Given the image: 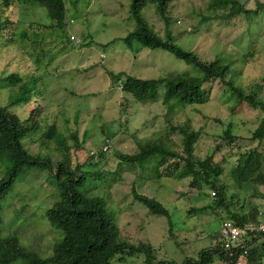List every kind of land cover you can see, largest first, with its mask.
<instances>
[{"label":"rangeland","instance_id":"1","mask_svg":"<svg viewBox=\"0 0 264 264\" xmlns=\"http://www.w3.org/2000/svg\"><path fill=\"white\" fill-rule=\"evenodd\" d=\"M211 1L172 0L168 4V28L175 43L205 60L213 61L217 57L224 64L232 58L235 60H230L234 62L231 65L234 71L229 73L227 80L231 79L245 94H256L258 99L264 100V81H261L264 78V9L256 16L236 18L224 27V24L204 18L209 14L225 13L221 9L212 12ZM242 1L249 10H257L258 4L264 5V0ZM64 2V25L58 29L49 27L47 34L38 27L39 24L43 27L51 25L44 7L20 4L8 11L13 34L8 31L0 35V77L18 73L25 79L35 78L36 88L49 106L46 123L52 122V116L59 109L63 118L68 119V123L62 122L58 114L55 127L59 132L69 131L64 135L70 166H84V171L97 170L103 174L104 182L94 183L93 193L105 197L106 209L116 222L121 238L133 246L149 243L157 260L182 264L185 258L196 259L200 250L214 245L221 223L227 220L224 210L211 206L214 203L212 190L203 188V194L187 193L189 177L156 180L148 172L155 167L153 161L141 169L123 171L119 166V155L134 154L138 142L160 136L169 138L178 151L182 136L178 131L172 133L169 124L198 134L194 145L197 159L203 160L214 154V161L221 167L219 180L230 186L227 200L233 203L231 209L246 213L247 208L259 206L260 218L264 220V210H261L264 209V184L254 185L257 195L248 197L236 183L233 171L239 154L246 150L258 148L264 156V144L250 139L252 131L264 119V112L251 109L246 103L237 106L227 88L216 83L204 85L208 100L203 105L175 106L170 111L160 98L137 102L123 93L120 85L113 83L109 73L119 75L122 81L127 76L157 80L183 73L190 70V66L169 52L141 48L134 40L130 44L123 40L136 27L130 14L132 0ZM141 14L151 29L159 36H165V25L153 7L143 9ZM71 35L81 43L70 42ZM42 39L45 43L33 44L34 41L43 42ZM10 92L9 88H0L1 106L8 104ZM21 110L12 107V111L20 113ZM77 112L79 116L75 119ZM229 123H232V134L239 139L228 142L221 139ZM87 130L90 133L88 139H84ZM73 133L79 148L71 139ZM106 140L109 149L104 146ZM24 145L32 154L43 156L49 152L52 158L59 155L54 142L49 143L52 150L42 149L37 139H26ZM98 148L103 149V154L91 160L95 165H87L90 153H95ZM261 170L264 174V160ZM34 173L36 181H23L17 188L29 202L27 209L20 213L21 205L14 200L13 206L3 211L2 227H6L4 233H16L22 246L32 247L35 253L48 256L55 234L39 213L45 206L47 192L43 190L45 187L39 189L36 186L45 182L46 173ZM28 176L27 179L33 175ZM134 193L162 203L170 218L151 214L134 200ZM17 214L22 215L15 222ZM27 215L33 216L26 220ZM144 261L145 256L139 254L124 263L114 264H145ZM213 264L224 263L215 260Z\"/></svg>","mask_w":264,"mask_h":264},{"label":"trees","instance_id":"2","mask_svg":"<svg viewBox=\"0 0 264 264\" xmlns=\"http://www.w3.org/2000/svg\"><path fill=\"white\" fill-rule=\"evenodd\" d=\"M171 1L132 0L130 14L136 27L123 40L128 44L134 40L141 48L169 52L176 59L190 66L188 67L190 70L157 80H141L127 76L122 81L119 75L109 73L113 83L120 85L123 93L132 96L139 103L160 98L170 111L175 106L183 108L186 105L205 104L208 100V92L204 85L216 83L227 88L237 106L246 103L251 109L264 112V100L258 99L256 94H245L242 88L234 86L231 79L227 80L229 73L234 71L231 65L235 60L231 58L232 61L229 60L224 64L217 57L213 61L205 60L198 57L195 52L183 50L175 43L168 28L170 19L167 8ZM242 2V0H212L210 3L212 12L221 9L225 13L209 14L204 18L215 20L218 24L228 27V24L234 22L236 18L256 16L264 9V5L258 4L257 10H249ZM20 4L41 6L47 10L51 25L38 26L46 34L49 27L58 29L64 25L66 11L64 0H0V35L8 31L13 34L11 30L13 22L7 13L14 5ZM149 7H153L156 15L162 18L165 25L164 37L159 36L160 34L158 35L143 20L141 12ZM39 40L41 41V38ZM42 40L43 42L34 41L33 44L36 46L45 43V40ZM69 41L73 42L70 37ZM43 53L42 51V56ZM261 81H264V78ZM0 88H9L12 91L8 104L0 105V264H114L124 263L128 258L139 254L145 256V264H177L170 260H157L155 250L149 243H138L133 246L121 238L116 222L106 209L108 203L105 197L93 193L94 183L104 182L103 174L97 170L84 171L82 169L84 166L79 165L71 168L68 157L69 147L64 135L69 131L65 128L67 131L59 132L55 127L58 114L62 122L68 123V119L63 118L58 106L59 111L52 116V122L46 123L49 106L37 90L35 78L25 79L18 73H10L0 77ZM12 107H20L22 110L20 113L12 111ZM76 116L75 119H78V112ZM169 129L172 133L178 131L182 136L178 151L177 145L167 137L160 136L138 142L134 154L119 155V166L122 170L141 169L149 161H153L155 167L150 168L148 172L156 180L189 177L187 193L197 191L203 194V188L212 190L214 203L211 206L224 210L227 215V220L223 221L221 226L228 221L234 227L244 228L249 224L264 221L260 218L259 206L254 209L247 208L246 213L231 209L233 203L227 200L230 186L219 180L221 167L214 161V154L206 156L203 160L197 159L194 155V145L198 136L196 132L171 124ZM89 133L87 130L84 139H88ZM70 136L76 148H79L75 133ZM222 137L221 140L228 142L239 139L232 134V123H229ZM26 139L30 141L37 139L39 146L44 150H52L53 147H50L49 143L54 142L59 155L52 158L49 152L43 156L32 154L24 145ZM250 139L258 141L260 145L264 144V119L252 131ZM104 146L109 149L108 140L105 141ZM102 150L98 148L95 153H90L91 156L87 158L90 162L87 165H95L91 160L97 155H102ZM263 160V152L254 148L240 153L236 161L233 169L235 181L247 192L248 197L257 195L254 185L264 184V174L261 170ZM40 171L46 173L45 182L36 186L39 189L45 187L43 190L47 194L44 200L45 206L39 213L50 231L55 234L53 243L49 246L48 256L35 253L32 247L22 246L16 233H4L6 227H2L3 211L12 207L14 200L21 205L20 213H23L29 205L27 198L17 191L18 184L23 181L26 183L36 181L34 172ZM30 173L33 176L27 179ZM181 194L185 195V192ZM134 200L151 214L170 218L168 210L156 199L134 193ZM20 215L22 214L15 215V222L20 220ZM32 216L27 215L25 219H31ZM248 236L243 237L237 246L229 250H225L224 240L218 237L214 245L200 250L196 259L185 258L182 264H213L215 260L224 264H236L244 250H247V256L243 264H264V234L250 238Z\"/></svg>","mask_w":264,"mask_h":264},{"label":"built area","instance_id":"3","mask_svg":"<svg viewBox=\"0 0 264 264\" xmlns=\"http://www.w3.org/2000/svg\"><path fill=\"white\" fill-rule=\"evenodd\" d=\"M72 23V21H70ZM70 40L75 44L80 43V39H77L74 36H70ZM214 195V193H212ZM264 234V221H259L257 223L249 224L244 228L234 227L230 222H224L219 231V237L224 240V248L225 250H229L234 246H237L239 242L243 239V237L248 236L255 237L256 235ZM238 242V243H237ZM247 256V250H244L239 257V260L236 264H243Z\"/></svg>","mask_w":264,"mask_h":264},{"label":"clouds","instance_id":"4","mask_svg":"<svg viewBox=\"0 0 264 264\" xmlns=\"http://www.w3.org/2000/svg\"><path fill=\"white\" fill-rule=\"evenodd\" d=\"M70 21H72V20H70Z\"/></svg>","mask_w":264,"mask_h":264}]
</instances>
